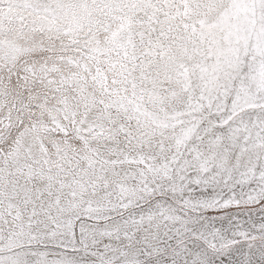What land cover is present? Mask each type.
I'll use <instances>...</instances> for the list:
<instances>
[{
    "label": "snow or ice",
    "instance_id": "obj_1",
    "mask_svg": "<svg viewBox=\"0 0 264 264\" xmlns=\"http://www.w3.org/2000/svg\"><path fill=\"white\" fill-rule=\"evenodd\" d=\"M0 264H264V0H0Z\"/></svg>",
    "mask_w": 264,
    "mask_h": 264
}]
</instances>
